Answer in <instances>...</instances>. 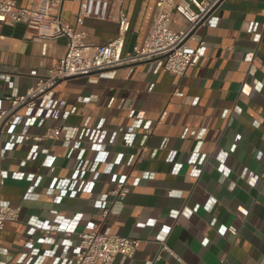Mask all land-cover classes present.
<instances>
[{
  "label": "crops",
  "instance_id": "obj_1",
  "mask_svg": "<svg viewBox=\"0 0 264 264\" xmlns=\"http://www.w3.org/2000/svg\"><path fill=\"white\" fill-rule=\"evenodd\" d=\"M16 1L26 8L38 5L37 0ZM158 1L113 0L112 19H87L90 40L102 45L117 37L115 16L122 5L131 23L123 54L131 53L146 39ZM50 10L75 24L79 3L59 0ZM174 21L176 28L188 25L176 12ZM263 25L264 0H219L188 41L200 55L184 76L157 70L155 61H146L59 82L45 99L61 103V109H52L45 124L33 131L44 136L49 127H65L60 141L31 139L18 145L10 160L0 165L7 173L0 198L25 206L30 215L40 217L6 222L0 233V264H33L38 255L46 253L44 264H65L73 255L72 250L64 252L62 245L66 236L60 227L66 219L78 225L77 232L98 227L141 241L132 258L119 257L115 264H149L159 253L157 264H264ZM66 49L64 37L45 41L33 37L22 23L3 24L0 108L12 104L3 97L1 86L16 96L25 94ZM140 111L147 128L152 129L142 153L140 145L147 128L136 126ZM19 114L21 121L6 125V131L19 133L32 124L31 118L26 121L28 107ZM94 123L106 131L129 130L126 139L118 138L100 153L97 177L104 180L95 192L89 167L101 145L87 141ZM74 128L79 130L77 137L71 136ZM195 128L205 129L200 151L210 155L206 164L196 160ZM2 146L11 147L5 141ZM86 149L92 152L84 160L81 156ZM113 153L112 174L104 175ZM71 160L76 179L71 193L62 189L52 192L58 179L69 176ZM82 170L87 173L79 179ZM145 171L154 177L145 178ZM114 175L130 183L131 193L120 213L104 217L109 202L94 205L93 201L114 188ZM170 211H181L183 216L175 219L169 216ZM46 223L54 234L43 243L37 227ZM232 226L239 229L238 236L227 230ZM27 233L33 234L38 254L28 246L17 248ZM158 236L167 237L168 246L183 262L161 251ZM53 238L60 244L55 245ZM77 243L74 233L70 248ZM56 251H61V256L53 254Z\"/></svg>",
  "mask_w": 264,
  "mask_h": 264
},
{
  "label": "built area",
  "instance_id": "obj_2",
  "mask_svg": "<svg viewBox=\"0 0 264 264\" xmlns=\"http://www.w3.org/2000/svg\"><path fill=\"white\" fill-rule=\"evenodd\" d=\"M38 5L30 8L21 7L16 0H0V34L3 24L15 25L22 23L31 31L33 37L41 38L45 41L56 40L59 38L67 39V49L65 54L57 63L48 70L47 75L39 77L34 86L30 87L25 94L15 95L6 86H1L3 97L11 101L8 108H0V165L2 162L10 160L13 151L18 145H26L29 140H41L43 137L51 138L57 141L61 139L62 130L65 127H49L44 136L36 135L33 131L38 126H43L52 109H61L62 104L52 99L46 100L47 94L52 91L59 82L83 77L93 76L98 72L120 67L121 65L133 62L155 61L157 70L165 69L169 73L182 77L192 67L196 65V58L200 55L198 49H191L188 41L193 38L196 28L202 24L210 11L216 6L219 0H159L157 11L154 16L150 31L143 44L135 45L133 51L126 55L123 54L126 36L129 32L131 23L128 19L124 7L118 8L115 20L118 23V35L107 44H95L90 40V29L86 24L87 19L94 18L98 20H109L113 18V0H76L79 3L77 12V21L71 24L57 13L51 12V5L59 3V0H37ZM181 15L188 25L183 28L174 26V13ZM264 32V25H263ZM261 35L258 34V38ZM28 107L30 114L26 121L31 118L32 124L27 129L17 132H8L6 125H16L21 121L20 109ZM62 117L65 116L63 112ZM136 126L147 128L144 112L140 111L136 115ZM68 129V128H67ZM87 141L101 145L99 150L94 151L91 159L92 164L89 167L92 172L93 190L102 181L98 175L97 163L101 152L106 150L109 144H116L118 138L126 139L129 130L125 127H119L113 131H106L96 126L94 123L88 130ZM71 136L77 137L79 130L74 128ZM151 128H147L144 134V140L141 143L142 153L146 148ZM205 133L204 128H195L192 131V137L197 140L198 145L195 149L196 160L199 164H206L210 155L200 151V145ZM5 141L11 145L4 148L2 142ZM91 149L84 150L81 158L88 159ZM114 155L108 159V168L103 172L104 175L112 174ZM69 165L70 173L68 177L58 179L55 187H51L52 192L55 189L65 190L67 195L71 193L75 178L73 176V160ZM87 171L79 172V179H83ZM145 178H153L154 174L145 171ZM7 173L0 169V187L5 183ZM115 184L114 188L104 197L94 199V205L98 202H109V206L104 210L103 215L107 217L109 213H120L124 207V201L131 193V185L126 180H121L117 175L112 178ZM256 180V177H255ZM254 180V183H255ZM62 196L57 197L61 201ZM84 215L83 217H85ZM169 216L178 219L183 216L181 211H170ZM38 215L28 213V209L22 205H13L11 202L0 198V233L4 230L7 221H24L39 219ZM82 218V217H81ZM90 217H87L89 219ZM215 224V222H214ZM77 224H72L69 219L63 221L60 231L66 236L62 245L64 252L71 251L73 255L66 258L65 264H115L119 257L132 258L137 252L141 241L139 239L122 236L119 234L103 231L96 227L90 232H77ZM42 234L39 241L46 242L53 230L47 223L37 227ZM220 230V228H219ZM234 236L239 235V229L235 226L227 229ZM77 233V246L71 249L70 237ZM156 241L161 246V251L169 252L177 261L183 262V259L177 255L167 244V237L158 236ZM55 245L60 244L59 239H52ZM23 246H28L34 254L39 253V249L34 247L32 233H27L22 240V244L17 246L19 250ZM49 252V251H48ZM62 252L53 253L61 256ZM47 253L38 255L33 264H44ZM55 257V256H54ZM161 258L159 253L149 264H157Z\"/></svg>",
  "mask_w": 264,
  "mask_h": 264
}]
</instances>
